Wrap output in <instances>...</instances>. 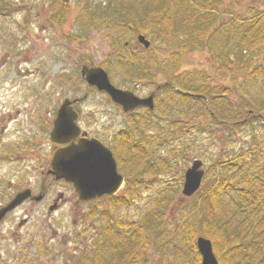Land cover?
<instances>
[{"label":"rangeland","instance_id":"374dc122","mask_svg":"<svg viewBox=\"0 0 264 264\" xmlns=\"http://www.w3.org/2000/svg\"><path fill=\"white\" fill-rule=\"evenodd\" d=\"M9 1L13 3L12 11L7 15L0 14V94L6 95L12 105H18L15 109L21 111L20 117L27 122L30 117L27 111L34 108L42 120L48 121L53 118L55 101L58 108L66 97H84V117L98 120V124L91 128V134L103 140L113 151L116 133L123 128L131 129L135 126L134 128L144 131L143 135L148 139H154L153 135L162 132L165 139L161 146H153L150 160L148 158V164L151 165L149 171H154V174L147 171L137 175L122 168L118 162V169L126 176V182L117 195H126L127 188L132 192L131 200L124 205L113 208L110 195L83 202L72 184L64 180L57 182V191H65L66 196L62 206L51 218L53 225L58 228L57 240L52 245V254L57 255L53 264H88V260L90 263L96 261L94 264H117L113 259H105L103 251L101 258L97 260L94 256L87 258L88 254L91 255L99 247V237L104 229L114 223V232L122 231L123 234L132 230L130 225L133 223L144 225L148 230L150 245L145 257L137 264H196L190 243L179 230L187 216L201 214L193 208L199 191L190 197L182 192L185 171L194 158H200L206 170L201 188L205 190L212 183H218L222 170L216 166V162L248 151V147L254 143V134L264 143V120H256L237 128V135L228 140L219 137L221 134L226 135L221 129L215 133V138H209V132L203 131L207 125L202 124L199 119L182 116L183 124L172 122L173 113L175 116L181 115V103L174 102L171 111L165 110L161 106L163 98L169 99L165 89L157 94L152 113L144 107L133 114H127L106 92L88 85L80 71L84 63L104 66L103 62L109 60L110 68L106 69L112 82L119 87L133 89L141 96L150 94L165 78L158 76L156 80L142 79L138 82L129 78L118 63L122 50L114 49L110 44L111 37L118 34L117 30L78 24L77 18L90 2V12H99L96 5L101 0H62L67 3L69 15L61 25L48 20L54 7L52 0ZM177 1L173 0L171 3ZM263 1L217 0L220 21H227L230 14L247 10L251 5L262 8ZM138 2L143 1L129 0L128 4ZM18 4L22 7L16 9ZM139 33L127 32V35L120 38V42L130 40L129 46L132 49L137 46L139 54L147 61L156 60L161 50H172V47L162 44L155 35L147 36L153 45L144 47L138 42ZM205 54L206 51L201 49L190 52V57L182 68L193 69L203 62L208 63ZM262 54L259 52L254 55L253 63L262 62ZM238 80H241L240 76ZM133 121L136 123L133 124ZM26 122L25 125L29 127ZM51 123L52 120L50 128ZM48 136L42 135V162L44 156L51 152V140ZM170 148L175 149L177 154L169 155ZM48 165L47 159V164H43L40 169L46 171ZM28 170L25 172L26 178L39 174L38 171L33 172L32 167ZM25 207L12 215L9 222L17 223L23 216L29 218V223L21 229L26 232V237L20 253L24 255L27 248L25 255H34L36 246L33 239L37 230L44 225L43 220L49 222L48 208L44 203H27ZM107 235L108 232L105 231L103 238ZM13 248L18 250V247L12 246ZM104 251L109 255L112 253L109 247L104 248ZM16 254L20 256L19 253ZM18 260L13 258L5 262L0 252V264H17ZM130 263L131 259L127 260L126 264ZM18 264L34 263L27 257V260Z\"/></svg>","mask_w":264,"mask_h":264},{"label":"trees","instance_id":"16d2710c","mask_svg":"<svg viewBox=\"0 0 264 264\" xmlns=\"http://www.w3.org/2000/svg\"><path fill=\"white\" fill-rule=\"evenodd\" d=\"M128 1L101 0L96 5L97 13L90 12L92 2L89 1L77 22L117 30L110 44L122 50L118 63L129 78L138 82L156 80L159 76L169 82L163 88L169 99L163 98L161 106L171 111L172 103H181V115L173 113L172 122L182 123V116L199 119L207 125L203 131L209 132V138H215V133L221 129L226 135L219 137L228 140L237 135V128L264 120V7L258 9L251 5L247 10L230 14L229 19L221 23L217 0H178L176 3L141 0L143 2L136 4H128ZM52 4L48 20L61 25L69 15L67 3L52 0ZM12 9L11 1L0 2V14L7 15ZM127 32L155 35L172 50H161L157 59L149 62L139 50L129 46L130 40L120 42ZM199 49L206 51L208 63L203 62L193 69L182 68L189 53ZM259 52L263 53L262 62L253 63L254 55ZM103 64L110 68L109 60ZM134 127L116 133L114 152L119 165L137 175L147 171L154 174L149 171L148 158L150 160L153 146H161L165 139L162 132L148 139L144 131ZM253 139L248 151L216 162L222 170L220 180L205 190L200 188L193 205L194 211L201 214L189 215L180 224L179 230L190 243L196 264L202 258L196 243L199 235L212 240L220 264H264V143L256 134ZM176 154L175 149H169V155ZM163 165L166 166V162L163 161ZM131 197L132 192L127 188L126 195L112 197L111 206L124 205ZM114 225L104 229L99 247L87 258L94 256L97 260L103 251L105 259H113L117 264H126L129 259L130 264H137L150 245L148 230L144 225L133 223L132 230L123 234L114 232ZM105 231L108 235L103 238ZM107 247L112 250L110 255L104 251Z\"/></svg>","mask_w":264,"mask_h":264},{"label":"flooded vegetation","instance_id":"af4514ba","mask_svg":"<svg viewBox=\"0 0 264 264\" xmlns=\"http://www.w3.org/2000/svg\"><path fill=\"white\" fill-rule=\"evenodd\" d=\"M0 99H2L0 100V252L3 259H5V262L14 258L17 260L19 259L17 261L18 264V262L20 263L21 261L27 260L28 257L29 259H32L34 264H53L57 255L52 254V245L53 241L57 240L56 236H58V228L53 225L51 218L55 211L62 206L66 193L62 190L57 191L56 187L57 182L63 179L59 180L56 176L49 173L54 149L61 145H55L51 141V152L44 156V162H42L43 154L41 142L42 135H49L48 137H50L51 140V131L59 108L63 102H61L57 108V101H55L54 115L52 119H49L48 121L45 119L42 120L33 108L27 111V114H29L30 117L26 122L25 118L20 117L19 115L21 111L15 109L18 106L15 102V104L12 105L11 101L6 99V95L2 94H0ZM82 103L83 101L73 103V105L83 107V112L78 119V123L82 130L86 132L76 138V141L84 135L91 137L94 136L91 134V128L98 124L97 119H90L88 116L84 117L85 110ZM114 103L122 109L120 104L116 102ZM51 120L52 128H50ZM25 122L30 126H26ZM47 159L49 165L46 167V171L40 169L43 164H47ZM30 167H32L33 172L38 171L39 174L30 175L26 178L25 172ZM36 167H38L37 170ZM43 172L45 173L42 176ZM68 183L72 184L71 182ZM26 189H30L31 191L29 197L18 203L13 209L7 211L4 215H1V210L8 206L21 191ZM27 203H44L48 208L47 214L49 222L46 223L45 219L43 220L42 224L44 225L37 230L35 238L33 239L36 246V254L34 255H25L27 248L24 250V255H21L20 253V247L23 245L26 237V232L21 229L29 223V218L23 216L20 217V220L17 223L9 222L11 216L18 210L26 208L25 205ZM51 206H55L54 209H51ZM75 222H77V220ZM12 246L18 247V250L16 251L15 248L12 249ZM16 253H19L20 256Z\"/></svg>","mask_w":264,"mask_h":264},{"label":"water","instance_id":"95a60500","mask_svg":"<svg viewBox=\"0 0 264 264\" xmlns=\"http://www.w3.org/2000/svg\"><path fill=\"white\" fill-rule=\"evenodd\" d=\"M138 40L146 47L151 45V40L144 33L138 35ZM81 74L90 86L107 92L115 102L121 104L125 112L133 111L139 106H147L150 109L155 107L157 90L147 96H140L131 89L118 87L101 65L85 63L81 68ZM81 99L66 98L59 108L51 131V140L55 145L61 146L54 149L49 173L54 174L57 179L64 178L72 182L80 199L89 201L105 194H116L123 186L125 176L118 170L112 149L102 140L97 137L81 136L76 141L83 132L77 123L82 108L73 103ZM204 174L203 161L199 158L194 159L185 172L182 190L185 196L189 197L198 191ZM30 192V189L21 191L1 210V215L28 198ZM54 207L51 206V209ZM197 246L202 255V264H220L210 238L198 236Z\"/></svg>","mask_w":264,"mask_h":264}]
</instances>
